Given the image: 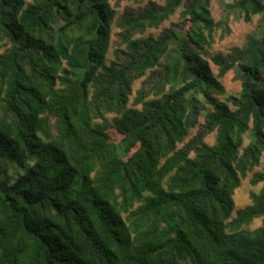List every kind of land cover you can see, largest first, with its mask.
Returning <instances> with one entry per match:
<instances>
[{
  "label": "trees",
  "instance_id": "trees-1",
  "mask_svg": "<svg viewBox=\"0 0 264 264\" xmlns=\"http://www.w3.org/2000/svg\"><path fill=\"white\" fill-rule=\"evenodd\" d=\"M125 1L0 0V264H264V0Z\"/></svg>",
  "mask_w": 264,
  "mask_h": 264
},
{
  "label": "rangeland",
  "instance_id": "rangeland-1",
  "mask_svg": "<svg viewBox=\"0 0 264 264\" xmlns=\"http://www.w3.org/2000/svg\"><path fill=\"white\" fill-rule=\"evenodd\" d=\"M147 0H128L125 2L121 3V7L118 8V12L121 11L122 7L125 6L126 4H143ZM159 1V0H156ZM113 3V2H112ZM211 11H212V16L215 20H218L219 17L221 16V8L219 6V3L217 0H212L211 5H210ZM178 19L177 14L171 18V21L176 22ZM257 21V16L253 17L251 23H245L242 19H233V17H230L229 21V28L231 30V34L229 36H225L223 39L219 38V35L215 36V42L212 46V51H219V52H227L229 48L233 46H240L246 35L252 32L255 28ZM169 25V22H166L164 24L165 27ZM159 31H151L150 33L152 34H157ZM215 71V70H214ZM222 84L225 87V91L227 95L230 94H236L239 91V83L234 80V73L230 72L228 73L223 79H222ZM139 86V82H136L134 85V90H136ZM213 138L209 137L207 139L208 142H211ZM262 163L264 164V156L262 159ZM259 186L257 187H252L248 179L242 180L240 188L235 192L234 195V201L236 204L237 208H242L246 205L249 204V194L250 192L258 191ZM260 221L256 220L254 221V224L252 225L251 228L257 227L259 225Z\"/></svg>",
  "mask_w": 264,
  "mask_h": 264
}]
</instances>
